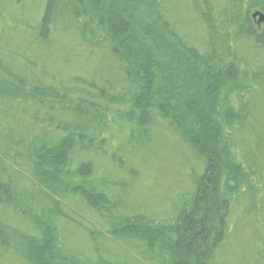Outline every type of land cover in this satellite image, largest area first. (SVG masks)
Segmentation results:
<instances>
[{
  "label": "trees",
  "instance_id": "16d2710c",
  "mask_svg": "<svg viewBox=\"0 0 264 264\" xmlns=\"http://www.w3.org/2000/svg\"><path fill=\"white\" fill-rule=\"evenodd\" d=\"M183 1L0 0V264H264V0Z\"/></svg>",
  "mask_w": 264,
  "mask_h": 264
},
{
  "label": "rangeland",
  "instance_id": "374dc122",
  "mask_svg": "<svg viewBox=\"0 0 264 264\" xmlns=\"http://www.w3.org/2000/svg\"><path fill=\"white\" fill-rule=\"evenodd\" d=\"M178 6H179V9L183 11L184 13V17H190L186 12H185V4H184V1L183 0H178ZM254 11V10H253ZM257 12H260V11H255L254 13H257ZM253 13V14H254ZM262 14H264L263 12H260ZM254 22L257 24V28L258 30H262L264 29V23H260L259 22V18L254 20ZM1 264H10V263H1Z\"/></svg>",
  "mask_w": 264,
  "mask_h": 264
},
{
  "label": "water",
  "instance_id": "95a60500",
  "mask_svg": "<svg viewBox=\"0 0 264 264\" xmlns=\"http://www.w3.org/2000/svg\"><path fill=\"white\" fill-rule=\"evenodd\" d=\"M252 18H253L254 20H256V19L259 18V22H260V23H264V14H262V13H260V12L254 13V14L252 15Z\"/></svg>",
  "mask_w": 264,
  "mask_h": 264
}]
</instances>
